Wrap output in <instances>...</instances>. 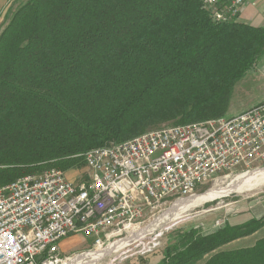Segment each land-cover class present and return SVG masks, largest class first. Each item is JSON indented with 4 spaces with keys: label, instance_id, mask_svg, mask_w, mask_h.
Instances as JSON below:
<instances>
[{
    "label": "trees",
    "instance_id": "obj_1",
    "mask_svg": "<svg viewBox=\"0 0 264 264\" xmlns=\"http://www.w3.org/2000/svg\"><path fill=\"white\" fill-rule=\"evenodd\" d=\"M264 55V29L216 23L198 0H15L0 31V186L85 166L92 149L225 118ZM264 218L190 228L157 264H197ZM205 264H264V240Z\"/></svg>",
    "mask_w": 264,
    "mask_h": 264
},
{
    "label": "built area",
    "instance_id": "obj_2",
    "mask_svg": "<svg viewBox=\"0 0 264 264\" xmlns=\"http://www.w3.org/2000/svg\"><path fill=\"white\" fill-rule=\"evenodd\" d=\"M198 1L214 22L229 23L248 0ZM84 159L78 181L52 168L0 186V264H70L61 245L72 236L90 239L96 251L118 238L124 248L151 244L140 255L153 253L156 230L145 231L176 204L220 179L264 169V102L231 119L95 148Z\"/></svg>",
    "mask_w": 264,
    "mask_h": 264
},
{
    "label": "rangeland",
    "instance_id": "obj_3",
    "mask_svg": "<svg viewBox=\"0 0 264 264\" xmlns=\"http://www.w3.org/2000/svg\"><path fill=\"white\" fill-rule=\"evenodd\" d=\"M14 1L15 0H10V5H8L11 6ZM9 6H7L8 9L10 8ZM4 13L5 12H3L1 16ZM3 20L4 18L2 16L0 18V28L3 25ZM260 60L261 63L264 62L263 58ZM263 102L264 73L256 74V71L254 72L253 67L246 73L244 78L238 81L234 86L228 103V109L226 111L225 118L231 119L253 107L260 105ZM84 170L85 166L79 170H71L65 174L70 180L78 181L80 178L84 177L82 175ZM242 175L246 176L248 174L239 173L228 179H220L206 188L199 189L195 196H203L214 189H227L230 183L234 182V180L236 181ZM263 201L264 183L244 192H231L224 194L223 196L212 201L190 207L188 210L179 213L171 221L162 222L157 228H155V234L150 237L151 239L157 238V240L160 242V246L153 253H149L146 256L140 255L141 252L147 251L151 244H142L141 246L132 245L125 248L122 247V244H119V247L121 248L118 249V251L103 258L97 264H157L162 258L164 250L167 248V246L169 244H173L176 241V238L186 231V229L197 227L202 229L204 232H209V230L215 231L218 228L225 226L227 221L242 217L243 213L246 212V210L252 204L261 203ZM78 237L80 239L83 238L81 236ZM70 238H73V236L69 237L68 239ZM117 241L118 238L113 239L111 241L112 245ZM92 243L93 242H91L90 239H87L86 242L79 243V245L75 246L74 244H76V241H73L71 247L73 245L75 247L73 246L74 248L72 247L70 250L65 252L62 251L64 254L62 255L67 258L75 259L88 253L97 252L96 250H93ZM110 244L109 242H106V245L103 249L111 246ZM115 244H118V242Z\"/></svg>",
    "mask_w": 264,
    "mask_h": 264
},
{
    "label": "crops",
    "instance_id": "obj_4",
    "mask_svg": "<svg viewBox=\"0 0 264 264\" xmlns=\"http://www.w3.org/2000/svg\"><path fill=\"white\" fill-rule=\"evenodd\" d=\"M8 4L10 5V0H0V18L3 16L4 18L3 21H5L6 14L9 10L7 7L9 6ZM3 12L5 13L1 16ZM236 21L244 23L252 27H255V28L264 29V0H248L240 16L237 18ZM2 26L0 28V31L2 29ZM261 58L264 59V55ZM260 59L254 65V72L256 71V74L264 73V62L261 63ZM262 218H264V201L261 203L252 204L251 206H249L246 212L243 213L242 217L231 219L229 221L232 222L234 225H240L250 220H261ZM194 228H197V227H194ZM209 232H212V231L209 230ZM75 237H78V236H75ZM75 237L67 239L62 243L61 248L63 252L70 250V248H72L74 245L76 246V245H79V243L85 242L83 238L80 239L79 237L78 238H75ZM261 240H264V226L260 228L259 230H257L252 235L235 240L221 247L216 252L206 256V258L203 261H200L197 264H205L211 257H213L214 255L220 252H233V251H238V250H243V249H251L255 247L256 244ZM73 241H76V244H74L71 247V244Z\"/></svg>",
    "mask_w": 264,
    "mask_h": 264
},
{
    "label": "bare ground",
    "instance_id": "obj_5",
    "mask_svg": "<svg viewBox=\"0 0 264 264\" xmlns=\"http://www.w3.org/2000/svg\"><path fill=\"white\" fill-rule=\"evenodd\" d=\"M264 183V169L257 170L246 176H240L236 181L230 183L227 189L223 190H212L203 196H195L186 201H182L176 204L172 210L163 215L159 220H157L153 225L146 229L145 232H152L157 228L162 222L171 221L179 213L188 210L190 207L203 204L208 201H212L224 194L231 192H244L251 190L252 188L262 185ZM161 227V226H160ZM127 241L118 242V244H113L105 249H100L94 253H88L72 259L70 264H97L103 258L111 255L112 253L118 251L121 247L119 244L124 245Z\"/></svg>",
    "mask_w": 264,
    "mask_h": 264
},
{
    "label": "water",
    "instance_id": "obj_6",
    "mask_svg": "<svg viewBox=\"0 0 264 264\" xmlns=\"http://www.w3.org/2000/svg\"><path fill=\"white\" fill-rule=\"evenodd\" d=\"M38 260H40V258Z\"/></svg>",
    "mask_w": 264,
    "mask_h": 264
}]
</instances>
